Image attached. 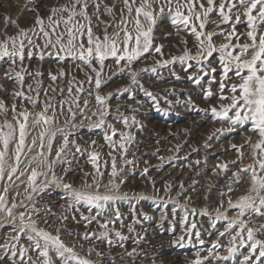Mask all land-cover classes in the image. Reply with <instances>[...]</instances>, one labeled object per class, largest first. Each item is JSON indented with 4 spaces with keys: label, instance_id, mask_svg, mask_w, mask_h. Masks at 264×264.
Segmentation results:
<instances>
[{
    "label": "snow or ice",
    "instance_id": "obj_1",
    "mask_svg": "<svg viewBox=\"0 0 264 264\" xmlns=\"http://www.w3.org/2000/svg\"><path fill=\"white\" fill-rule=\"evenodd\" d=\"M29 10L35 19L28 27H21L10 15H0L4 20L0 29V228L13 227L7 241L0 243V264H117V256L123 262L125 257L134 261L136 255H146L138 253L137 247L129 251V237L116 225L135 233L132 243L139 246L146 230L141 234L133 225L126 226L119 205L154 198L121 191L126 181L117 157L124 166L136 163L128 156L136 142L134 129H143L134 114L144 103L137 93H143L157 111L162 110L157 94L145 87L141 77H158L159 69L176 64L188 73V81L204 91L205 99L215 96L219 101L201 111L210 112L228 127L215 129L208 140L217 133L230 134L245 127L256 139L241 132L244 143L230 145L237 153V160L231 163L239 170L225 176L231 181L227 191L233 192V185L242 186L245 178L249 186L235 200L227 196L228 209L235 210V216L221 211L223 201L215 209L212 227L216 221H226L224 231L217 234L229 238L227 255L220 254L224 246L219 241L207 249L202 247L205 240L200 231H193L196 222L189 223V212L195 215L196 209L178 202L174 204L183 209L181 223L186 227L173 243L181 248L185 243L201 246L187 264H223L237 254L242 264H264V223L257 226L252 219L264 220V0H54L45 6L46 14L35 7ZM164 19L173 31L158 35L157 27ZM10 28L16 31L9 34ZM169 37L178 39L171 47L179 49V55L166 53L168 45L160 40ZM149 59L150 66H139ZM46 61L55 68H45ZM169 71L181 79L173 68ZM125 77L127 84L106 90ZM125 95L134 103L113 106L114 98ZM188 102H192L191 96ZM122 108L131 114L126 115ZM85 128L101 130L108 159L97 150L101 146L96 140L88 141L89 147L77 142L78 131ZM204 147L211 145L205 141ZM245 147L250 151L245 153ZM77 156H86L93 169L84 173L79 186L70 175L77 171L73 167ZM249 157L251 162L245 164ZM215 168L227 173L229 163ZM148 171L144 168L142 175ZM16 181L24 185L23 199H17L21 196L18 190L10 197V189L19 188ZM50 188L61 189L66 201L60 205L65 211L57 216L60 223L54 228L48 217L56 214L47 205L41 214L36 204ZM180 188L183 190V183ZM153 189L159 191L155 182ZM171 190L169 183L165 191ZM181 195L183 191L177 193ZM84 206L89 214L79 213L77 220L76 213ZM163 206L167 208V203ZM19 208L25 211L17 212ZM176 210L174 206L173 212ZM69 216L82 224V233L67 228L64 221ZM151 219L143 215V220ZM63 233L73 239H66ZM97 242L106 245L107 251L98 250ZM85 243L90 246L85 248ZM114 248L123 251L114 256Z\"/></svg>",
    "mask_w": 264,
    "mask_h": 264
},
{
    "label": "rangeland",
    "instance_id": "obj_2",
    "mask_svg": "<svg viewBox=\"0 0 264 264\" xmlns=\"http://www.w3.org/2000/svg\"><path fill=\"white\" fill-rule=\"evenodd\" d=\"M53 2L54 0H35L34 4H29L28 0H0V15H10L13 19H18L21 27H28L35 19V13L29 9L35 7L38 8L40 14H46L45 6ZM60 2H63V0H60ZM3 28L4 20L0 19V29ZM241 30L243 29L241 28ZM15 31V28H10L9 34H13ZM171 31L173 29L167 19H164L157 27L158 35L162 32ZM188 39L191 46V37ZM160 42L168 45L165 49L166 53L180 54L179 49L171 47L172 44L178 43L177 38L169 37L167 40L162 38ZM151 64L152 60L149 59L145 64L139 66L144 67ZM49 67L55 68V64L46 61L45 68ZM169 68H173L181 79H175ZM192 71L194 69H188V72ZM159 72L160 75L158 77L150 74H145L141 77L145 87L157 94L160 100L159 107L162 110L157 111L152 102L143 96V93H137V99L143 100L144 103L143 106L139 107V111L134 114L137 120L142 123L143 129L142 131L139 128L134 129L136 142L130 148L128 156V159H133L136 163L134 166H124L121 158L117 157V166L124 167L122 175H124L126 181L122 185L121 191L128 192L130 195L136 193L154 198L142 199L138 202L132 200L122 202L119 205L123 213L121 219L126 226L133 225L136 232L141 234H144L146 230L145 239L141 241L139 246L132 243L135 233H129L127 227L121 229L119 223L116 225L118 230L129 237L126 242L128 250L130 251L132 247H137L138 253L142 252L146 253V255H136L134 261L125 257L123 262L117 256V264H153V258H155L154 264H187L189 259L194 258L195 252L201 246L192 247L185 243V246L181 248L173 243L176 237L183 234L186 227V225L181 223L184 211L178 207V204H184L189 209H196L195 215L189 212V223L193 220L196 222L197 229L193 231H200L201 238L205 240V244L202 247L207 249L212 242L219 241L224 246L220 249V254L227 255L226 248L229 244V238L227 234L224 237H220L217 234L219 231H224L226 221H216L215 228L212 227L215 209L223 201L224 207L221 211L227 210L229 217L235 216L236 211L228 209L227 196L230 195L235 200L238 196L244 194L249 186L245 178L242 186L233 185L235 190L228 192L227 185L231 181L226 179L225 176H230L231 172L239 170L237 165L231 163L237 160V153L230 145L243 144L244 136H252L253 140L256 139V136L252 132L247 131L245 127L238 128L236 132L230 134L227 132L224 134L217 133L212 140H208V136L215 129L221 127L226 129L228 127L227 124L222 125L215 120L210 112L201 111V109L208 108L210 104H216L219 101L215 96L205 99L204 91L187 80L188 73L179 64L159 69ZM78 75L82 77V73H78ZM205 79L208 78L206 77ZM127 82L125 77L110 83L106 90L111 91L122 84H127ZM45 83L47 84L48 81L45 80ZM8 87L11 86L8 85ZM212 88L213 91L217 90L215 84L212 85ZM169 89H174V91H167ZM189 96H191V103L188 102ZM165 97L167 100L172 101L171 105L166 102ZM111 103L115 106L117 103L133 104L134 102L127 99V95H125L120 100L114 98ZM121 110L126 115L131 114L128 109L122 108ZM112 123H115L118 129H122V125L115 121H112ZM241 132H243L244 136L241 135ZM76 139L83 147H89L88 141L96 140L97 144L101 146L97 150L104 154V159H108L106 155L108 148L103 140L101 130L80 129ZM205 141L211 145L210 148L204 147ZM177 145H179V148H177ZM194 149H199V151H194ZM244 151L247 153L250 149L245 147ZM161 156L165 158L163 161L159 159ZM197 160L200 161L199 165L196 164ZM225 162L229 163V171L227 173L215 168L217 164ZM250 162V157L244 161L245 164ZM73 167L77 171L74 174L70 173V175L75 186H79L83 182L82 177L85 172L93 171L86 156H77V163H74ZM146 167L149 171L144 176L142 172ZM79 169H83V171ZM108 170L110 171V169ZM60 171V168L57 167L58 174ZM105 179H107V174ZM21 180H24V178L21 177ZM153 182H155V188L159 191H154ZM169 183L172 185V190L167 193L165 187ZM181 183L184 186L183 190L180 188ZM16 184L19 185V188L16 189L13 186V189H10V197L14 196L15 191L18 190L21 196L17 199H23L24 185L21 181H16ZM181 191H183V195L178 197L177 193ZM62 196L63 191L61 189L50 188L48 192L43 194L42 198H37L36 201L41 214H43L44 205L50 207L51 211L56 214L48 217L53 228L60 223L57 220V216L65 211L64 208L60 207V205H66V201L62 199ZM169 196H171V200H169ZM189 197L190 199H188ZM25 202L27 203V201ZM165 202L167 203V208L163 206ZM174 202H178V204H174ZM174 206L177 208L175 212H173ZM204 209L208 210L207 214L201 215L200 213ZM16 211H25V209L19 208ZM79 213L89 214L86 206L79 208V212L76 213L77 220L80 219ZM144 214L152 217V219L143 220ZM137 219L141 223H134ZM252 219L257 221V226L260 223H264V220L257 217ZM64 224L70 231L82 233L85 230L82 224L75 223L71 216H69L67 221H64ZM41 227H46V225L41 224ZM92 227L93 225H89V228ZM12 232L13 227L11 225H5L0 228V243L7 241ZM63 235L66 239H73L68 237L67 233H63ZM97 243L99 244V242ZM193 243H196L195 239H193ZM89 246L88 243H85V248ZM98 250L107 251V246L99 244ZM122 251L123 249L114 248L112 254L115 256ZM92 258L96 259L94 254ZM105 264H107V261H105ZM223 264H242V257L237 254L228 261L223 262Z\"/></svg>",
    "mask_w": 264,
    "mask_h": 264
},
{
    "label": "bare ground",
    "instance_id": "obj_3",
    "mask_svg": "<svg viewBox=\"0 0 264 264\" xmlns=\"http://www.w3.org/2000/svg\"><path fill=\"white\" fill-rule=\"evenodd\" d=\"M202 130V129H201ZM199 132V131H198ZM203 132V131H202ZM203 134V133H202ZM202 134H200V135H202ZM224 148V147H223ZM222 151V150H221ZM169 172V171H168Z\"/></svg>",
    "mask_w": 264,
    "mask_h": 264
}]
</instances>
